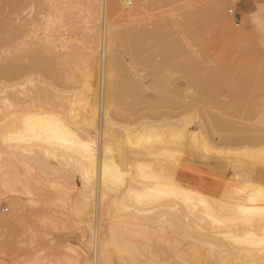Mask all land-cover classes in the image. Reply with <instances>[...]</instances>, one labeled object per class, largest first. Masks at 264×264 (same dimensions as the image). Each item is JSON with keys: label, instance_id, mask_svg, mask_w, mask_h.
I'll use <instances>...</instances> for the list:
<instances>
[{"label": "rangeland", "instance_id": "obj_1", "mask_svg": "<svg viewBox=\"0 0 264 264\" xmlns=\"http://www.w3.org/2000/svg\"><path fill=\"white\" fill-rule=\"evenodd\" d=\"M10 13L0 16L2 21L6 18L7 23L14 17L13 24L25 23L31 28V35L29 32L26 37V42L30 43L24 45V49L37 42L56 55H52L54 60L49 64L58 77L53 86L60 95L67 94L76 102L78 117H84L80 121L76 119L78 132L87 129L91 132L95 154L101 151L105 129L116 132L119 139L123 131L136 132L133 135L137 137L141 131L139 125L144 121H149L144 130H149L151 123L159 128L164 126L161 134L159 128L151 125L149 133L153 132L152 136L157 138H162L165 131L166 134L171 130L179 132L184 129L183 124L188 125L185 132L191 136L194 133L197 142L205 141L211 150L226 152L222 153V160H205L202 151L189 141L184 146H171L168 155L171 153L172 158L181 162L174 176L175 186L191 189L193 193L180 191L171 198L158 196L138 201L140 190L134 187L132 191L125 188L126 191L117 196L106 191L101 203L94 184L96 178H84L77 170L79 163L87 164L79 155L57 145L48 146L53 149H50L53 154L45 158L50 170L29 162L26 169L15 165L14 172V167H7L6 152L0 148V264H95L94 237L98 222L102 218L103 227L107 229L116 215L125 222L126 229L131 230L129 241L135 251L129 257L108 247L103 264H250V258L255 257L258 250L264 255V232L258 229L262 232L258 234L255 229L249 233L253 231L250 228L246 232V227L240 223L253 204L223 192L226 181L235 186L242 174L250 180L264 176L261 152L264 149V0H31V5L19 15ZM11 22L4 25L5 37L16 26ZM32 39L35 40L31 46ZM115 58L120 59L121 67L112 68L109 76L112 95L108 116L103 121L101 101L96 120L91 121V117L83 115V108L88 109L92 104L93 93L90 92L94 91V83L102 88L106 63ZM123 84H141L147 92L140 98H135L134 93L118 96ZM151 90L160 94L159 97L151 98ZM98 91L102 98V89ZM84 96L90 99L86 107L82 106L88 100L83 99ZM156 116H160L159 120L153 119ZM163 116L169 125L172 118L174 122L185 119L190 124L179 120L178 126L176 121L175 128L174 124L170 128L166 121L162 123ZM217 118L237 122L239 127L210 131L209 126ZM245 127L249 129L245 130L248 134L244 133ZM3 134L0 133V146L6 147L2 142ZM237 134L263 136V139L234 144L219 139ZM5 136L3 138H8ZM25 140L17 144L18 141L8 139L5 141L10 145L7 150L17 144V152L27 157L39 153L37 145L43 140ZM85 141L90 142V138L85 137ZM229 151L236 153L230 156ZM256 151L263 155L262 159ZM155 152L159 164L162 151L157 148ZM109 154L106 155L109 157ZM120 168L124 182L117 181L114 185L124 188L122 183H126L128 177L126 168ZM91 188L94 192L90 193ZM187 195L193 197L186 202L184 196ZM87 204L92 210L91 231L82 221L83 215L78 213ZM260 244L263 247L259 249Z\"/></svg>", "mask_w": 264, "mask_h": 264}, {"label": "bare ground", "instance_id": "obj_2", "mask_svg": "<svg viewBox=\"0 0 264 264\" xmlns=\"http://www.w3.org/2000/svg\"><path fill=\"white\" fill-rule=\"evenodd\" d=\"M30 5H31V0H0V16L6 17V15L11 14L10 12H12V14H18L19 15V13L23 12L25 10V8L27 6H30ZM47 5L49 6V3ZM50 7H51V5H50ZM7 18H9V16ZM5 19L6 18H4V20ZM13 19H14V17H13ZM4 20L2 21V17H0V133H4L2 136L4 137V135H6L5 137H8V138L2 137V142H4V145H6V147L0 146V148L6 152V161H7V163H9V165L7 164V167L8 166L14 167L15 165H20L21 167H24L26 169L29 166L28 165L29 162H32L34 164H37V165L44 167V168H48L50 170V167H49L50 164L47 167V163H46L47 160L45 158L48 154H53V151H52L53 149L50 147H52V145H54L53 147H55V145H57L60 147V149L62 148L63 150H66L70 153H75V154L79 155L81 159L87 160V164H84V163L80 164L79 163L77 170H79L81 172V175L84 178H87L89 180L92 179V177L96 178L95 179L96 182L94 184L98 188L99 199H100L99 202L102 203V201L104 200V196H105L106 191H111L112 193H114L117 196L119 193H122V191H124L125 188L127 191L128 190L130 191L134 187L135 188L137 187L136 189L140 190V193L137 195L138 201H142V200L145 201L147 198L153 199V198L158 197V196H161V197L165 196V197L171 198L172 196H174L175 192H180V191L186 192V193H193L194 191H192L191 189H188V188H185L182 186H179V187L175 186L174 176L177 174V168L179 166V163H181V162H179L177 160L178 158L177 159L172 158L170 156L171 153L168 155V152H169L171 146H184L185 143L187 141H189L191 144L193 143V145L197 146L202 151V153H203L202 158H204L205 160H209L210 158L222 160V157H223L222 153H225L226 150H225V152L221 153V152H219L220 151L219 149L216 151V149L214 150V148H213V150H214L213 151V150H211L212 148L209 147L210 145H208V143H206L205 141L197 142L196 140H198V139L193 137L194 133H192V136H191V135H189V133L185 132L184 129H186L185 127L188 126V125L186 126L185 124H183L184 129H181L179 132L171 130V131H169L168 134H166L167 132L165 131L166 136L164 135V136H162V138H160V137L157 138V136L155 137V135H154V137L157 140V141H154L155 139H153L154 137L152 136L153 132L151 134L149 133V132H151V131H149L151 128V125L153 127L154 124L153 123L150 124L149 130H148V128H146L145 130L143 129L147 124L149 126V123H148L149 121H144L141 123V125H139L141 131L138 132L137 137L134 136V135H136L135 134L136 132H134V131H133L134 133H130L128 131H123V134H122V132H120V134L118 135V136L122 135V139L121 138L119 139V138H116V135H117L116 132H115V134H113L112 132H110L111 129L109 130L107 128L104 130L102 128L104 131L102 132V136H101L102 137V139H101L102 143L101 144H103V145L100 144V148H99L102 152L99 151L100 153L97 154L98 153V151H97V153L95 154L94 149L92 147V144H94V143L91 142V141H93V136L91 135V132L88 129H87V131L82 130L81 132H78L79 128H77V127H79V124H76V123H78V122H76V119L78 118L80 121V118L83 119L84 117H80V118L78 117L79 112L75 111L76 110L75 109L76 102L74 103V101L71 98L67 97L66 93H65L66 94L65 96L60 95L58 93L59 90H57L53 86V83H55L58 80V77H57L56 70H54L52 68V66H49V64L54 60L53 56H56V55L52 54V52L50 50H48L49 48H47L45 45L39 44L37 42L34 43L33 40H35V39H32V41H31L32 42L31 46L34 43L33 46L32 47L29 46L28 48H26L29 45L28 43H30V42H26V37L28 36L27 33H29L31 31L30 30L31 28H27V24H25V23L22 25L13 24L11 22L12 21L11 17H10V20L7 21V23H5ZM9 21L11 22L12 26L13 25H16V26H14V29L12 28L13 32L10 35H7L5 37L4 25H6V24L8 25L10 23ZM25 22H27V21H25ZM50 23H52V22H50ZM35 24H37V23H35ZM40 27H41V25H40ZM52 29H54V28H52ZM53 32H54V30H53ZM141 33H143V32H141ZM30 35H31V32H30ZM123 35H124V33H123ZM121 37H122V35H121ZM28 41H30V40H28ZM26 44H28V45L24 49V45H26ZM19 46H21L22 49L19 48ZM62 46L65 47L64 45H62ZM51 49H52V47H51ZM56 54H57V52H56ZM55 62H57V61H55ZM56 64H55V66H56ZM106 65H108V66L106 67L105 73H103V74H105V80L103 81L102 88L99 87L100 89H102V98H101L100 91H98L99 90L98 84L96 85V83H94V85H95V88L93 89L94 91L90 92V93H93V96H91L93 98L92 104L90 103V106L88 109L83 108V112H84L83 115L87 114L89 117H91L90 118L91 121L94 120V117L97 114V110H98L97 107L101 101H102V106L101 105L100 106L102 108L101 109L102 110V117L104 118L103 121L106 120V118L108 116V114H107V112H108L107 108L109 106L108 102H110L109 101L111 98L110 96L112 95V93H111L112 90L110 89L112 87L110 85H112V84H110L111 82H109V78H110L109 76H110L112 68L118 67V69H119L121 67V61H120V59L115 58V59L109 61V63H106ZM121 70H117V71L120 72ZM95 74L94 75H95V80H96L97 73H95ZM124 77H125V75H124ZM126 78H128V77H126ZM99 80H97V83L99 82ZM111 80H112V78H111ZM79 82H80V80H79ZM116 88H117V86H116ZM79 89H81V88H79ZM146 92H147V88L143 87L141 84L140 85L139 84L124 85V87L119 91L118 96H121V97L124 96L125 97L129 93H134L133 95L135 96V98H137V97L140 98L141 95H143V93H146ZM167 92H169V91H167ZM87 94L89 95V93H87ZM82 95H84V94H82ZM88 95H86V96H88ZM151 95H152L151 98L156 99L159 97L160 94H158L156 91H152ZM80 97H82V96H80ZM91 97H89V98H91ZM83 99H88V98L85 97ZM89 100L90 99L85 100V103L83 105L80 102H77V105H79L78 103H80L82 106L86 107L87 106L86 101H89ZM158 103H159V101H158ZM81 105H79V106L81 107ZM100 106L98 108H100ZM173 107H175V106H173ZM81 111H82V109H81ZM81 114H82V112H81ZM134 117H135V115H134ZM158 117H160V116H156L153 119H157ZM163 119H165L164 116H163ZM172 119H171V121H172ZM174 119H173V122H174ZM95 120H94V122H95ZM157 120H159V118ZM179 120H182V123H184L183 120H185V119H179ZM179 120L178 121L175 120L174 123H171V121H170V125H169V123H167V120L165 119V120H163L164 122H162V123H165V121H166V123L170 126V128L174 124L173 127L175 128V123L177 121V123H176V125H177ZM106 122H108V121H106ZM186 122L189 123L188 120H185V123ZM109 123H111V122L109 121ZM86 124H88V123H86ZM91 124H93V123H91ZM167 124H165V126ZM179 124H180V122H179ZM238 124H237V122H231L230 120H228L226 118H217V119H215L214 124H212V125L209 124V125H211V126H209V130L211 131L213 129L214 130L223 129V130L228 131V130H231L232 128H235V125L238 126ZM94 125L95 124H93V127H94ZM168 125H167V127H168ZM113 126H115V125H113ZM131 126H133V125H130V127ZM154 126L156 127V129L159 128V126L157 124ZM241 126L243 127V124ZM162 127H164V126H162ZM162 127L159 128L161 130L158 129L159 133H161L160 131H162ZM237 128H235V129H237ZM245 128L246 129H244V133L248 134L249 129L247 127H245ZM122 129H124L123 126L121 127V130ZM200 129H202V127ZM247 129H248V131L245 132V130H247ZM242 130L243 129L241 128V131ZM143 132H145V133H143ZM213 132H212V135L214 134ZM81 133H82V135L79 136V134H81ZM163 133H161V134H163ZM242 133H243V131H242ZM99 134H100V132H99ZM245 134H242V135H245ZM80 137H82V138H80ZM85 137H89L90 142L89 141L86 142ZM261 137H263V136L254 137L251 135L250 136H241V135L237 134V135H225L219 139H221L220 141H223L224 143L234 144L237 141L247 140V141L251 142V141H253V139L255 141V140L264 138V137L263 138H261ZM29 138H30V140H31V138H32V140H33V138L43 140V141H41L42 143L39 142L40 144L37 145V146H39L38 147L39 153H37L31 157H27V156L21 154L22 152H20V151L17 152V150H18L17 144L19 143V141L22 142L25 139H29ZM8 139H13L14 141H18L16 144V147L14 145L12 146L14 149L7 150V148L10 147L9 143H7ZM206 139H207V141H210V139H208L207 137H206ZM40 140H37V141H40ZM5 141H7V142H5ZM45 143L48 145L46 146ZM11 144H13V142ZM109 145L111 147H109ZM211 145H212V143H211ZM48 146H50V147H48ZM144 146H145V148H144ZM154 148H155V150H157V148H158L162 151L159 154V156L162 157L161 163H159V164L156 163V160L158 158H157V154H155L157 152H155ZM21 149L23 150V147ZM50 149H52V150H50ZM263 150L264 149H262L261 152L264 155ZM230 151H229V155L231 156V154L233 152L230 154ZM235 151H236V149H235ZM107 152L111 153V155ZM242 152L247 153V151L245 152L244 150ZM105 153L109 154V157ZM235 153L236 152H234L233 155ZM238 153L240 154V152H238ZM254 153L255 152H253L254 156H255V154H257V156L260 154V153L258 154L257 151L255 154ZM261 155H259L260 157L258 156V158H261L263 156V155L262 156ZM51 156H53V155H51ZM245 156L247 157V154ZM239 157H242L241 159H243V156H239ZM263 158H264V156H263ZM238 159L239 158H237V161H238ZM157 164L159 165V168L156 167ZM75 165H76V163H75ZM120 166L126 168V174L125 175L128 177V180H126V183H124V184L122 183V186L125 185L124 188L119 187V186L115 187L116 185H114L117 181H120V182L123 181L122 177L124 175L121 176L122 173L120 174V169H121ZM15 171L16 170L14 167V172ZM7 174H6V176H7ZM12 178H13V176H12ZM238 178L239 179L236 180V184H234L235 186H233L232 184H230L229 182L226 181V183L223 186L224 187L223 192L228 193V195H230V196L234 195L237 198H240L242 200H245L246 202L253 204V206L251 208H249L250 210H248V212H246L247 215H245V218L242 220V222H240L242 224V227H244V226L246 227V230H245L246 232H249L250 229H253V231L250 230L249 233H251V232L253 233L255 229H257V230L259 229V230L264 232V176L263 177H256V178L253 177L252 180H250L249 178H247V176L245 174H242ZM16 179H18V178H16ZM17 181L19 182V180H17ZM23 182H24V180H23ZM6 183L8 184V182H6ZM54 184H56V182ZM107 184H111L114 186L110 187V185L107 186ZM9 185H10V183H9ZM23 185H25V184H23ZM56 185H55V187H56ZM7 187H8V185H7ZM56 189H57V187H56ZM59 189H60V187L58 188V192H59ZM92 190L94 192V188L90 189V193L92 192ZM96 192H97V190H96ZM184 197H185V200L187 202V201H190L193 196L187 195ZM180 200H182V199H180ZM195 200L197 201V199H195ZM194 204H196V203H194ZM194 204L192 203V205H194ZM187 206L190 207L191 205H189V203H188ZM83 207H84V209L81 211L79 210L78 213L79 214L81 213L83 215L82 221L86 224L87 229H89V231H91L92 227H93V226L91 227V220L89 218V215L92 213L91 205L87 204L86 206H83ZM241 207H243V206H241ZM119 218L120 217L117 215H116V217H113V220H111L110 225L108 226L107 229L105 227H103L102 218L98 222V227H97V231H96L97 236L95 235L96 237H94V238H96V242H95L96 243V245H95L96 246V250H95L96 251L95 252L96 253V259L94 260L95 264H103V261L106 259L107 254H108V247H111L117 253L127 254V255H129V257H131L130 255H132L133 251H135L134 247L132 246V243L129 241V239H130L129 235L131 234V230L129 231L128 229H126V227L124 226L125 222L121 221L122 219H119ZM127 228H129V227L127 226ZM222 229H223V227H222ZM247 229H249V230H247ZM261 231H259V232L256 231V232L259 234V233H262ZM243 233H244L243 236H245L246 233L245 232H243ZM137 235H138V233H137ZM141 235H143L142 232H141ZM220 235H218V236H220ZM229 235H228V238H229ZM221 238L224 239V237H221ZM233 238H235V237H233ZM247 239H249V238H247ZM235 240L238 241L237 239H235ZM242 241H244V239H242ZM228 242H229V240H228ZM263 245L260 244V246L257 248L260 249V247L262 248ZM97 252H98V256H97ZM255 255L256 256L251 257L250 260L248 258L249 263L250 264H262L264 261V259L261 258V256H264L263 251L258 250L255 253Z\"/></svg>", "mask_w": 264, "mask_h": 264}]
</instances>
